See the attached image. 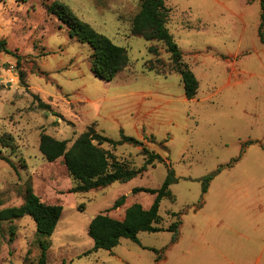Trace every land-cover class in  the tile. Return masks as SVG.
<instances>
[{
	"label": "rangeland",
	"instance_id": "1",
	"mask_svg": "<svg viewBox=\"0 0 264 264\" xmlns=\"http://www.w3.org/2000/svg\"><path fill=\"white\" fill-rule=\"evenodd\" d=\"M141 1L0 0V41L9 51L0 50V134L14 139L0 145V210L21 206L28 186L44 203L63 207L47 239V264H264L262 3L165 0L167 27L200 83L196 98L188 100L166 44L131 33ZM56 2L126 48L129 65L112 82L95 76L90 46L71 38L49 12ZM152 46L159 55L149 52ZM157 59L165 75L148 70ZM89 128L116 142L122 135L140 141L103 146L131 168L143 166V146L171 167L158 163L129 183L70 193L76 183L64 159L48 162L41 136L71 146ZM169 168L177 179L175 200L162 201L159 227L180 220L178 240L168 231L144 232L140 244L123 239L111 251L90 252L91 221L107 211L122 219L134 203L150 208L155 197L133 189H159ZM123 195L126 205L111 210ZM36 231L31 217L1 222L0 264H37Z\"/></svg>",
	"mask_w": 264,
	"mask_h": 264
},
{
	"label": "trees",
	"instance_id": "2",
	"mask_svg": "<svg viewBox=\"0 0 264 264\" xmlns=\"http://www.w3.org/2000/svg\"><path fill=\"white\" fill-rule=\"evenodd\" d=\"M248 1L254 2L255 0ZM260 1L263 12L259 37L264 44V0ZM49 12L56 15L67 26L71 38L90 46L92 50L91 69L97 78L112 82L119 73L128 67L130 60L126 48L114 44L107 36L97 32L90 24L82 21L67 5L56 2L49 7ZM169 14L170 10L165 4V0H142L140 9L133 19L131 33L133 36L143 38L146 41L164 42L166 44L167 53L171 56L173 70L181 76L184 83L186 97L188 100H193L198 95L200 83L195 73L184 62L183 53L167 27ZM0 50L9 52L5 41H0ZM149 52L159 55L156 46L150 47ZM148 66L150 72H155L157 75L166 74V66L161 59H157L155 62L149 61ZM13 142L14 139L10 134H0V145L10 146L14 144ZM125 143L141 145L137 139L125 135H122L120 142H116L97 133L95 129L89 128L71 146H69V141L58 140L43 134L40 141V152L51 163L64 159L67 171L76 183V186L70 191L73 194L105 189L115 183H129L135 178L143 176L150 167H155L158 163H165L171 167V164L167 163L160 154L150 151L145 146L142 149L145 162L140 168H131L128 164L118 161L110 150L103 147L108 144L116 148ZM8 162L11 163V161ZM214 176L210 175L205 178L204 193L208 192V187ZM176 182L175 172L169 168L168 176L159 189L143 187L133 189L134 195L145 193L155 197L150 208L146 209L141 204L134 203L125 209L122 219L110 216L109 211L97 215L89 227V236L94 241L93 249L90 252L111 251L118 247L123 239L140 244L139 234L144 232L168 231L174 233L173 242H176L182 226L180 220L167 229L159 227L163 221L160 215L161 203L164 199L175 200L171 186ZM126 200V195L121 196L115 201L111 210L124 207ZM62 214L63 207L61 205L44 203L32 186H28L24 203L21 206L0 210V223L31 217L36 223V235L39 238L41 250L40 260L37 264H47V254L50 249V243L47 239L54 235ZM172 215L174 217L179 216L176 213ZM163 253L165 251L162 252L159 259L163 257Z\"/></svg>",
	"mask_w": 264,
	"mask_h": 264
}]
</instances>
